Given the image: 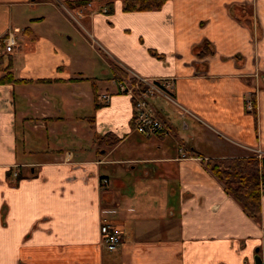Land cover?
Here are the masks:
<instances>
[{
    "label": "crops",
    "instance_id": "crops-1",
    "mask_svg": "<svg viewBox=\"0 0 264 264\" xmlns=\"http://www.w3.org/2000/svg\"><path fill=\"white\" fill-rule=\"evenodd\" d=\"M97 2L111 13L80 15L84 25L74 12ZM123 4L0 0V37L15 38L0 77L10 63L18 80L0 82V264L264 260V186L256 221L206 165L264 161V0ZM114 65L173 81L175 103L153 104L168 133L134 129ZM106 134L119 138L111 148L96 144ZM103 222L123 239L114 247Z\"/></svg>",
    "mask_w": 264,
    "mask_h": 264
},
{
    "label": "trees",
    "instance_id": "trees-1",
    "mask_svg": "<svg viewBox=\"0 0 264 264\" xmlns=\"http://www.w3.org/2000/svg\"><path fill=\"white\" fill-rule=\"evenodd\" d=\"M165 0H124V11H141L153 10L159 8ZM85 1L75 2L74 5H81ZM72 5V4H69ZM106 13H111L112 6L109 2H103ZM199 49V48H198ZM201 56L208 55L211 50L208 49V44H203L199 49L198 54ZM9 63L3 69V75L0 77L1 83H15L13 73ZM114 70L118 74L117 79L127 78L131 84H136L134 77L130 76L126 71L117 65H114ZM116 76V75H115ZM140 84V85H139ZM141 86V83H137ZM119 138L111 137V134H106L103 138H96V144L100 147L111 148ZM211 173L223 183L225 190L241 205L243 210L254 220H258L261 213V190L264 186V161H259L253 155L244 157H229L208 159L206 163ZM17 178H20L19 175Z\"/></svg>",
    "mask_w": 264,
    "mask_h": 264
},
{
    "label": "built area",
    "instance_id": "built-area-1",
    "mask_svg": "<svg viewBox=\"0 0 264 264\" xmlns=\"http://www.w3.org/2000/svg\"><path fill=\"white\" fill-rule=\"evenodd\" d=\"M15 45V38L12 33H5L0 37V51L8 53ZM141 86L131 84L128 79L122 78L118 81V91L128 94L133 102V125L134 129L146 136L154 134L168 133V123L159 116L153 103L157 96H160L172 103H175L174 95L172 92L173 81L171 79H151L140 77L131 74ZM140 85V84H139ZM110 98L109 93L100 96L101 101L107 102ZM181 115H187L189 112L182 107L179 108ZM182 153V151H181ZM190 157L182 155V158ZM17 175V172L14 173ZM103 186L109 184L108 180H101ZM101 241L108 247H114L122 241V237L118 234L117 230L109 223L103 222L100 225Z\"/></svg>",
    "mask_w": 264,
    "mask_h": 264
},
{
    "label": "rangeland",
    "instance_id": "rangeland-1",
    "mask_svg": "<svg viewBox=\"0 0 264 264\" xmlns=\"http://www.w3.org/2000/svg\"><path fill=\"white\" fill-rule=\"evenodd\" d=\"M102 4H103V2H100V3L97 2V4L92 5L91 7L88 6V10H83V9H82L81 11L78 10L77 12H74V15L78 17V20H79V21L82 20V23L84 24V22H83V18L80 19V18H81L80 15H82V16H85V15H86V16H89L90 13H92L93 10L105 9L104 7L101 6ZM79 17H80V18H79ZM84 25H85V24H84ZM156 99H157V100H156ZM156 99H154V100L159 101V103L163 100V98L160 97V96H157ZM154 100H150L151 103L154 104V103H155ZM164 100H165V99H164ZM171 118H172V120H173V124H174V125H176L178 128H181V127H182L181 120L174 119L173 117H171Z\"/></svg>",
    "mask_w": 264,
    "mask_h": 264
},
{
    "label": "water",
    "instance_id": "water-1",
    "mask_svg": "<svg viewBox=\"0 0 264 264\" xmlns=\"http://www.w3.org/2000/svg\"><path fill=\"white\" fill-rule=\"evenodd\" d=\"M254 264H264V260H262L260 256L256 255L254 257Z\"/></svg>",
    "mask_w": 264,
    "mask_h": 264
},
{
    "label": "flooded vegetation",
    "instance_id": "flooded-vegetation-1",
    "mask_svg": "<svg viewBox=\"0 0 264 264\" xmlns=\"http://www.w3.org/2000/svg\"><path fill=\"white\" fill-rule=\"evenodd\" d=\"M123 240V239H122Z\"/></svg>",
    "mask_w": 264,
    "mask_h": 264
}]
</instances>
